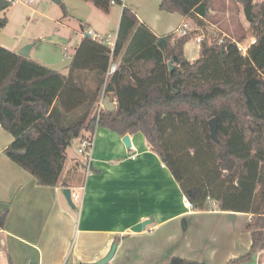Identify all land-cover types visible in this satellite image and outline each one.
<instances>
[{"label": "trees", "instance_id": "1", "mask_svg": "<svg viewBox=\"0 0 264 264\" xmlns=\"http://www.w3.org/2000/svg\"><path fill=\"white\" fill-rule=\"evenodd\" d=\"M81 1L104 13L122 7L112 51L83 37L65 76L0 47V126L13 139L4 154L39 186L65 189L66 149L83 131L141 134L192 210L217 206L251 216L242 227L251 238L249 250L225 264L251 260L264 249V2L236 0L246 33L255 39L245 55L239 43L220 35L203 39L199 58L190 63L184 45L200 32L210 0H161L159 11L196 21L184 36H156L122 0ZM12 4L0 0V29ZM112 62L116 70L107 75ZM99 93L114 98V111L96 112ZM212 118L218 142L210 137ZM7 216L8 209L0 212V230ZM169 264L205 263L173 257Z\"/></svg>", "mask_w": 264, "mask_h": 264}, {"label": "crops", "instance_id": "2", "mask_svg": "<svg viewBox=\"0 0 264 264\" xmlns=\"http://www.w3.org/2000/svg\"><path fill=\"white\" fill-rule=\"evenodd\" d=\"M122 1L156 36L176 31L183 22L189 24L178 14L156 12L161 0L153 5L145 1L142 14L139 8ZM236 4L234 0H210L208 19L203 23L210 25L209 33L218 31L237 43L243 36L241 43L246 46L242 47L248 49L255 39L246 33L248 23ZM121 11L122 7L119 21ZM213 16L228 27L223 29L221 21L211 19ZM237 17L246 26L241 24L242 35L234 39L230 33L234 30L233 18ZM115 40L116 35L110 41L115 44ZM198 58L186 60L193 63ZM110 98L116 109L114 98ZM86 136L88 132L83 131L74 141L79 146ZM123 137L106 128L95 129L88 175L77 154L78 146L76 151L70 149L71 145L66 149L60 181L71 192L82 194L81 204L72 202L71 208L62 188L39 186L28 172L6 157L4 150L13 139L0 126V212L8 209L0 230V264L95 263L114 243L116 250L107 264H169L173 257L225 264L249 250L250 235L242 232L249 214L186 209L177 182L148 141L141 134L128 135L127 149ZM80 187H84L83 192ZM143 222H148L143 231H130ZM251 264H264V249L254 255Z\"/></svg>", "mask_w": 264, "mask_h": 264}, {"label": "rangeland", "instance_id": "3", "mask_svg": "<svg viewBox=\"0 0 264 264\" xmlns=\"http://www.w3.org/2000/svg\"><path fill=\"white\" fill-rule=\"evenodd\" d=\"M11 1H13V4L5 12L8 24L0 29V47L17 52L27 45H32L28 59L64 75L69 72L73 58L72 51L80 42L83 30L91 29L96 34L113 41L119 24L120 6L118 5H112L108 13H104L96 9L90 2L60 0L66 9L67 14L65 15L60 5L50 0ZM145 1L148 2L146 5L151 3L153 5L156 0H126L129 6L139 8L140 14H142L145 7ZM234 2L237 3L236 0ZM236 5L238 12H241V6L238 3ZM157 11H159V4L156 7ZM2 17L3 13H0V18ZM216 18L218 19L216 16L211 17L212 20ZM238 19L239 17L233 18L234 30L231 29L232 26H229L232 30L230 34L234 39L241 37L242 25L246 26L245 22ZM220 21L221 19H218L215 23ZM188 22L192 28L197 25L196 21H194L195 25L191 20H188ZM220 24H222L223 29L228 27V25L224 27L225 22L223 20ZM200 25V32L194 34L184 45V56L189 61L194 60L200 54V44L195 42V36H201L209 41V39L220 38L221 35L218 31H210L209 33L207 29L211 28L206 22ZM242 38L238 40V43L240 47H245L246 44L241 43ZM77 146V142L74 141L70 149L76 151ZM196 177L200 178L201 173L197 172ZM212 208L217 210V206H212ZM253 258L254 255L251 260L241 264H251Z\"/></svg>", "mask_w": 264, "mask_h": 264}, {"label": "built area", "instance_id": "4", "mask_svg": "<svg viewBox=\"0 0 264 264\" xmlns=\"http://www.w3.org/2000/svg\"><path fill=\"white\" fill-rule=\"evenodd\" d=\"M189 30H190L189 24H187L186 22H183L176 29V32L178 33L179 36H184V35H187ZM81 36H82V38L87 36V37H90L93 40L100 41V42L104 43L105 45H107L110 48L111 51L114 48V44L110 41V39H107L105 37H102V36L96 34L91 29L83 30L82 33H81ZM202 40H203L202 37H196V39H195L196 43H198V44ZM238 47H239V50L241 51V53L243 55H245L247 49H244V48L240 47V45H238ZM66 49H67V47H66ZM66 49H65V51H66ZM115 70H116V64L115 63H110L107 75H110V74L114 73ZM103 96H104V94L102 93L101 99H100V101L97 104L99 106V111L103 110V108H102ZM94 132L92 134L88 133V136H86L84 138H81L79 146H78V149H77V154H78V156H79V158H80V160H81V162L83 164L84 171H85L86 175L90 174L91 169H92ZM80 190L83 192L84 191V187H80ZM70 199H71L72 202H76L77 204H81V202H82V194L80 195L79 193L70 191ZM182 201H183V205H184V207L186 209L192 210L191 203L185 197L183 198Z\"/></svg>", "mask_w": 264, "mask_h": 264}, {"label": "water", "instance_id": "5", "mask_svg": "<svg viewBox=\"0 0 264 264\" xmlns=\"http://www.w3.org/2000/svg\"><path fill=\"white\" fill-rule=\"evenodd\" d=\"M50 1L53 3H56V4H60V0H50ZM31 47H32V45H27V46L23 47L22 49H20L19 51H17L16 53L18 55L28 59L29 58V51H30ZM167 66L169 68V71L171 72L173 70L172 61H169ZM99 94L102 95L101 93H99ZM102 108L105 111H114L115 110V104L113 103V101L111 100V98L109 96H103ZM208 128H209L210 137L212 138V140L214 142H218V139H217V123H216L215 118H212L208 121ZM122 142L125 145V147L128 149L130 146L128 135H125L123 137ZM63 195H64L68 205L71 208H73V203L70 199V189H68V188L63 189ZM147 224H148V222H143V223L137 224L134 227H132L130 229V231L133 233H139V232L144 230V228L146 227ZM116 246L117 245L115 243L112 244L107 255L105 257H103L102 259H100L99 261H97L95 263H85V264H107L113 258L115 250H116ZM30 264H32V263H30Z\"/></svg>", "mask_w": 264, "mask_h": 264}]
</instances>
